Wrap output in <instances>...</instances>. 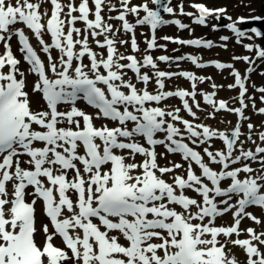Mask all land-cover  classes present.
I'll use <instances>...</instances> for the list:
<instances>
[{
	"label": "snow or ice",
	"instance_id": "snow-or-ice-1",
	"mask_svg": "<svg viewBox=\"0 0 264 264\" xmlns=\"http://www.w3.org/2000/svg\"><path fill=\"white\" fill-rule=\"evenodd\" d=\"M45 2L51 6L50 13ZM91 3L94 10L90 0L78 4L75 0H0V43L4 47L0 54V264H242L232 247L244 252L243 264H264V231L249 227L244 230L248 238H240L243 219L261 224L249 207L264 210V146L253 139L252 123L247 124L246 140L241 139L245 135L241 122L250 120L244 111L248 107V76L242 77L230 63H204L194 55H161L154 59L151 51L158 47L167 50L166 45H158L156 30L168 23L179 29L188 25L163 19L161 11L151 9L148 3L132 5V0H119V7L110 0ZM151 3L174 14L171 0L168 4L162 0ZM105 7L118 15H109L106 20L102 15ZM191 7L199 13L193 20L199 25H205L209 16L219 19L226 12L210 10L203 4L193 3ZM180 11L194 15L185 13L183 5ZM141 12L145 14L142 18ZM129 15L136 17L135 23L128 20ZM109 20H118L121 25L115 27ZM78 22L83 29L76 27ZM238 22L249 21L240 17ZM236 23L227 27L237 37H245L246 31ZM137 26H150L152 33L150 39H145L142 59L119 52L116 47L117 43H129L117 40L123 31L131 34V51L139 52ZM25 28L47 56V66ZM248 31L257 37L264 35L257 28ZM45 33L50 43L43 38ZM89 35L97 48L106 49V56L90 47ZM100 36L104 39H97ZM13 37L30 66L29 73L37 77L32 93L42 95L44 110L31 108L25 73L17 67L20 60L9 43ZM161 39L197 48L213 47L211 41L201 39ZM221 39L227 41L228 37ZM245 47L253 51L252 45ZM53 49L57 57L52 56ZM256 51L258 58L264 59V49L257 46ZM85 57L88 64L84 63ZM185 59L197 68L214 65L219 70L233 69L230 75L235 82L227 87L240 89L238 97L233 98L240 107L230 108L228 101L214 99L215 90L223 85L213 82V91L199 93L204 104L212 108L208 118L214 119L222 110L238 117L233 129H214L181 117L183 109L197 118L193 111V106L201 108L196 100L197 82L212 78L190 71L159 70L156 61L171 66ZM233 59L255 63L248 56ZM142 69H151L152 74ZM125 70L134 74L135 83L125 79ZM253 71L251 66L246 70ZM174 76L190 81L192 90L166 91L165 80ZM153 80L155 89L150 92L147 86ZM256 90L264 93V87ZM172 97L181 101L182 109L160 106ZM81 100L95 113L81 109ZM252 107L264 114V107L256 109L254 101ZM97 120L102 122L100 126ZM110 123L115 126L110 127ZM258 138L264 143V132H259ZM217 139L222 141L223 149L210 150ZM247 142L255 145L254 150L245 149ZM201 145H207L203 154L196 150ZM157 146H163L165 152L158 153ZM166 154L180 155L187 167L173 161L161 166L158 155L164 159ZM137 156L143 159L137 161ZM249 161L259 167H252ZM211 165L220 166L219 170ZM177 169H183L186 175L177 173ZM165 174H173L169 177L171 183L163 178ZM29 187L31 192L27 191ZM186 190L196 193L199 199L187 195ZM28 196L32 197L30 202ZM38 201L52 226V231L49 224L39 229L45 238L42 245L36 241ZM227 213L232 214L233 224L217 226V218ZM56 236L61 238L63 248L54 244Z\"/></svg>",
	"mask_w": 264,
	"mask_h": 264
},
{
	"label": "bare ground",
	"instance_id": "bare-ground-1",
	"mask_svg": "<svg viewBox=\"0 0 264 264\" xmlns=\"http://www.w3.org/2000/svg\"><path fill=\"white\" fill-rule=\"evenodd\" d=\"M183 1V0H181ZM75 2L78 4L80 2V0H75ZM111 3L113 4H116L117 6H119V0H110ZM118 2V3H117ZM197 2V1H196ZM194 0H189V1H183V2H178L176 6H172L173 9H174V14H169V13H164V16H162L163 19L167 20V19H170V20H180L181 23L185 24V20L187 18V15H183L181 14V11H180V6L183 5V11L186 13L187 11H191V5L193 3H196ZM143 3H148L149 4V7L151 9H153V4L151 3V0H132V5H141ZM131 6V5H130ZM44 7L47 8L48 10L50 8V5L48 3L45 2L44 4ZM90 7L93 8L94 10V5L91 3V0H90ZM108 8L105 7L104 11L102 12V15L105 17V19L107 20L108 19V16L110 15L109 11L107 10ZM228 11V9H227ZM264 12V11H263ZM144 13H140V16H143ZM233 16V15H232ZM241 15H236L235 20L237 18H239ZM130 15L127 17L129 19ZM134 16H132L133 18ZM193 16H191L192 18ZM246 16H244L245 18ZM90 18H93V17H90ZM131 18V20H132ZM207 19V18H206ZM246 19V18H245ZM247 20V19H246ZM206 21V20H205ZM109 23H114L112 25H114L115 27H117L116 25L118 24H121L120 21L118 20H109L108 21ZM132 22V21H131ZM238 22V20L236 21ZM133 23V22H132ZM238 24L243 27L245 25V23H239ZM19 26V25H17ZM168 26H171V30H173L174 32H176L177 35H180L178 34V32H180V29H178L177 27L175 26H172V25H168V24H165L163 26H160L157 30H156V33L155 35L159 32V29L161 28L162 30H166L164 27H168ZM76 27H79L81 28L82 27V24H80L79 22L76 24ZM84 27V26H83ZM83 27L81 29H83ZM195 29V26L191 24V21H190V24H189V30L190 31H193ZM115 30V28H114ZM137 28H135V33H137ZM121 33L124 35L121 36V35H117V40L119 39V37L122 38H127V39H131V34L127 35V34H124L122 31ZM151 29L149 27H147V36H148V39L150 38L151 36ZM30 36L34 42V44L36 45L37 49L39 50V54L41 56V59L44 61L45 65L47 66V56L41 51V48H40V45L38 44V41L34 38L33 34L30 32ZM46 42H49L50 41V37H48V35L45 33L44 34V37ZM179 38V37H177ZM97 39L99 40H103L104 37L103 36H100V37H97ZM136 39H137V43H138V46L140 48V51L139 52H136V57L137 59H142L144 54H145V49H146V44L145 42H142L141 40L138 39V37L136 36ZM89 44H90V47L94 50V51H97V52H103L106 56V49H99L96 47V44H94L91 36L89 35ZM159 44H164V45H167L165 42H162V43H158ZM254 44V43H253ZM130 45V43H129ZM116 47L118 48L119 52H121L123 49L119 43H117ZM129 47V46H128ZM174 47V46H173ZM77 48H79V45H77ZM167 48V47H166ZM214 52L217 51V50H213ZM208 52L210 53V50H208ZM218 52H221V50H218ZM209 53H203V54H200L201 56H198L196 55L199 59H201L200 61L203 62L204 60H208L209 58H212L210 57V54ZM150 54L153 56L154 59H156L157 57L161 56V55H168V56H172V57H180V56H183V54H177L175 55L174 54V51L173 49H168L165 51L164 49H161V48H157L156 50L154 51H151ZM224 53H217L218 57H222V61H225L226 63H230L234 66V68L238 69V71L241 73L242 70H244L245 68H249L250 66H244L243 68H240L242 66V64L240 62H238L236 59H233V57L227 59V57H225L223 55ZM52 56L53 57H57L58 56V52L57 50H52ZM219 59V58H218ZM157 64H158V67H159V70H164V71H172V72H179L180 69H186V70H183V71H190L196 75H199L202 74L201 76H205L204 74V71H197L195 68L193 67H190V65L186 64V61L185 60H181L178 62L179 66L177 65V63H172L171 66H169L168 64H165L164 62H161V61H156ZM84 63H89V60L87 57L84 58ZM123 63V62H122ZM178 67V68H177ZM252 67V66H251ZM205 69V68H204ZM29 67L25 64H22V72L25 73V76H26V91L29 92V98H30V101H31V107L34 111H37V110H43L44 108H46V104L45 102L41 99L40 97V93H32V88H33V84H34V81L37 80V77L33 74H30L29 73ZM212 69L208 68V71H210ZM230 70H233V69H230ZM142 72H148L149 75L152 74V71L151 70H148V69H142ZM244 72V71H243ZM243 76V74L241 75ZM206 77V76H205ZM207 77H209L207 75ZM131 78L133 80V82L135 83V78L128 73V75L125 77V79H129ZM250 78H252L254 81H257L259 80L258 77H255V76H251V73H250ZM249 78V79H250ZM216 83L217 85L221 84V82H225V79L223 77H213L210 81L209 80H206L204 83H199L197 82V88L196 90L198 91V97L202 98L201 95H199L200 92H211L213 91V89L211 88V84L212 83ZM165 90H176L177 88H185V87H190L191 88V82L190 81H186L185 78L183 77H179V76H174L171 80H165ZM226 85V84H225ZM137 87L138 88H141L143 87L142 84H137ZM148 87V90H150V92L154 91V80L149 83V85L147 86ZM227 87V85H226ZM225 87L224 88H217L215 91H216V95L217 96H221L223 99L227 100L228 102L230 101L228 98H234V97H238V91L237 89L234 90V89H227ZM201 101V100H200ZM199 101V102H200ZM189 103L191 104V101H189ZM201 103V102H200ZM233 104V106H237V107H240L241 105L239 104V101L238 100H234L231 102ZM247 104V102H245ZM164 105H169V106H172V107H181L182 109V104H181V101L176 98V97H172V98H169V100L166 102L163 101L161 106L163 107ZM261 105V104H260ZM259 105V106H260ZM78 106L81 108V109H85L83 105L80 104V102H78ZM193 111L196 113V117L197 118H193L191 116H189L183 109L181 110V112L179 113L181 115V117L183 118H186L190 121H192L193 123H196V124H199V123H204L214 129H220V130H231L235 127L236 125V119L234 116H232L231 114H224V113H220V114H216L215 115V118L214 119H210L208 118V113L212 111L209 110L208 106H205L204 104H201V108L198 110L195 106H193ZM245 111V115L246 116H253L254 115V112L252 111V106L251 105H248V107L244 110ZM170 120V118H167ZM254 120H256L254 118ZM253 121V120H251ZM230 122V123H229ZM257 125V127H259V123H257L256 121H254ZM96 125L100 126L101 122L99 120L95 121ZM177 123V122H176ZM182 129H183V126L181 125L180 126ZM255 130V129H254ZM262 130V132H264V129L263 128H260V131ZM254 136V135H253ZM243 140H246V136H244L242 138ZM254 140H256L257 144H260L261 146H264V143L260 142L259 139L256 137L254 138ZM212 145H213V149L212 150H215V149H223L224 145L222 143V141L220 140H213L212 141ZM193 146V145H191ZM207 145H201L200 147L201 148H204L206 147ZM253 146V147H252ZM244 147L245 149H248V148H251L254 150L255 148V145H253L251 142H247L244 144ZM157 152L158 153H161V152H165V151H161L160 149H157ZM142 157H139L137 156V160H140ZM176 160H179V156L178 155H172V154H166V157L164 159H161L158 155V163L160 165H166L168 163V161H176ZM251 161H249L250 163ZM252 163V162H251ZM186 165L187 167V163L184 164V166ZM241 165H234L233 167H239ZM256 166L255 168H258L259 167V164L257 165H254ZM216 170H219V167H215ZM177 173H180V174H185L184 173V170L183 169H179V170H176ZM173 174H167V176H171ZM243 175V174H242ZM197 199H199V197H197ZM248 211H250L253 215H255L256 217H258L260 220H261V224L257 225L255 224L254 222H252L251 220L245 218L241 221V227L240 229L242 230V232L246 229V228H254L257 232H260V231H264V210H261L259 207H256V206H253L251 207L250 209H248ZM225 220L224 222H221V220ZM217 221V220H216ZM218 222H221V223H218L216 222V225L217 226H230L233 224V219L231 217V213H228L225 217L223 218H220L218 219ZM230 224V225H228ZM243 235H241L240 237H242ZM235 238V236L233 237V239ZM230 247H232L230 245ZM264 250V249H262ZM232 251L233 253L236 254L237 258L242 262L245 261L246 257H245V254L244 252L238 248V247H232ZM70 254V253H69Z\"/></svg>",
	"mask_w": 264,
	"mask_h": 264
},
{
	"label": "rangeland",
	"instance_id": "rangeland-1",
	"mask_svg": "<svg viewBox=\"0 0 264 264\" xmlns=\"http://www.w3.org/2000/svg\"><path fill=\"white\" fill-rule=\"evenodd\" d=\"M183 1H189V0H183ZM181 0H171L170 6H176L178 2H183ZM195 2H204L207 3L208 5L218 9H228L227 13H225L223 16L220 17V19L217 18H213L212 21H208V25L207 26H196L195 29L193 31H190L189 29L185 28L183 29V31H180V36L186 37V38H193V37H197L203 40H211L212 43L216 42L217 44H220L218 47H216L215 45H213V47L211 48H204L201 50H191L189 48H186L184 46H177V45H170L167 44L166 47L168 49H173L174 54L175 55H179V54H187L189 55V52H196L198 54H203V53H209L208 50H210V57L212 58H216V59H223L222 57H218L217 53H224L223 55L225 57H227V59L231 58V57H241V56H246V55H250L251 53H253L251 55V58L253 59V57H255L256 55V49H253L252 52H248L245 49V45H259L260 48L264 49V39L255 36L254 33L248 31L246 36L241 40V43L237 44L235 43V38L234 36H231L229 32V29L227 27V25L235 22L234 20L232 21H227V17H230L231 15H233V17H236V15H241V17L246 16L245 18L250 19V18H254L256 16L262 17L264 16V0H194ZM118 3V2H117ZM153 8L156 9V5L153 4ZM108 10V9H107ZM192 11V8H191ZM112 13V12H111ZM110 14V13H109ZM116 12H113L111 16H115ZM189 17L187 18V23H189ZM237 24V23H236ZM214 26L215 29L214 30ZM225 26V28H224ZM166 30H162L161 28L159 29V33L157 34V37L159 38V34L160 35H176V32H174L173 30H171V26L168 27H164ZM251 29L250 27H248V30ZM140 35L139 38L141 41H145L146 38H148L146 32V29H138ZM121 33V32H120ZM119 33V34H120ZM143 33V35H142ZM225 33L228 34L229 36V41H222V37H225ZM122 36V33H121ZM249 37H251V39H249ZM125 40H127V38H123ZM224 43V46H228L227 49H223L221 48V43ZM254 43V44H253ZM129 43L123 45V51L122 53H126L129 51ZM174 46V47H173ZM213 50H217V51H213ZM218 50H221V52H218ZM255 51V52H254ZM224 60V59H223ZM239 62H241L242 66L241 68H243L245 66V64H247L246 62L242 61V59L239 60ZM186 63H189V61L186 59ZM192 64V63H189ZM172 65V64H171ZM193 65V64H192ZM179 66V64H178ZM178 68V67H177ZM184 70V69H182ZM230 69H226L223 70L222 72H217L215 70H204V75L207 77L210 76L211 78L213 77H223L225 79V82H221V84L219 85H223L225 89L226 85L228 86L229 84H232L234 77L230 75ZM259 72H264V59H258L254 71H253V76L258 77L259 80L254 81L252 78L250 79L249 83L251 86V89L248 93V96L246 98L247 104L251 105L253 104V101L255 103L256 109L257 105L256 103L259 101L258 100V91L256 89H258L259 87H261V85L264 86V74L260 75ZM226 84V85H225ZM228 88V87H226ZM249 97H252L253 99H249ZM210 110V108H209ZM252 111L254 113H257V118H255L256 120L253 119V116H251V120H245L243 121V125H241V131L247 130L246 134L248 133V128H247V124L248 123H252L254 125V121H256L257 123L259 122V127H256L253 129V137L254 138H258V133L262 132L260 131V128H262V115L258 114V112L256 110L253 109L252 107ZM233 116V115H232ZM244 133V132H243ZM245 134V136H246ZM259 139V138H258ZM243 140V139H242ZM253 147V146H252ZM251 147V148H252ZM249 163V162H248ZM250 164H252L250 162Z\"/></svg>",
	"mask_w": 264,
	"mask_h": 264
},
{
	"label": "water",
	"instance_id": "water-1",
	"mask_svg": "<svg viewBox=\"0 0 264 264\" xmlns=\"http://www.w3.org/2000/svg\"><path fill=\"white\" fill-rule=\"evenodd\" d=\"M169 0H162V3L168 4ZM159 11H161V14L164 13L162 8L159 6L158 8ZM264 11V9H263ZM250 26L251 28H257L262 34H264V17H261V19H251L250 20ZM261 38L264 39V35L260 36Z\"/></svg>",
	"mask_w": 264,
	"mask_h": 264
}]
</instances>
